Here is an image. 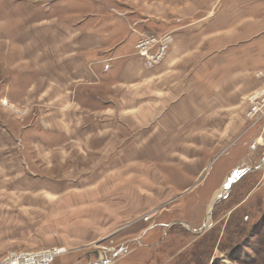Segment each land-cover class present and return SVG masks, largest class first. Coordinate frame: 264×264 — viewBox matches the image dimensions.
<instances>
[{
	"label": "rangeland",
	"instance_id": "374dc122",
	"mask_svg": "<svg viewBox=\"0 0 264 264\" xmlns=\"http://www.w3.org/2000/svg\"><path fill=\"white\" fill-rule=\"evenodd\" d=\"M17 53L0 52V263L57 248L41 264H264V155L251 157L264 106L246 115L264 69L234 122L209 115L173 136L146 106L137 120L129 100L41 81Z\"/></svg>",
	"mask_w": 264,
	"mask_h": 264
},
{
	"label": "crops",
	"instance_id": "0c3cea01",
	"mask_svg": "<svg viewBox=\"0 0 264 264\" xmlns=\"http://www.w3.org/2000/svg\"><path fill=\"white\" fill-rule=\"evenodd\" d=\"M184 1L0 0V52H18L41 81L97 89L91 95L106 106L129 100L137 120L146 106L144 120L161 121L163 135H188L189 122L209 115L232 123L250 74L264 69V0ZM167 31L166 56L146 68L135 43Z\"/></svg>",
	"mask_w": 264,
	"mask_h": 264
},
{
	"label": "built area",
	"instance_id": "2783aa9c",
	"mask_svg": "<svg viewBox=\"0 0 264 264\" xmlns=\"http://www.w3.org/2000/svg\"><path fill=\"white\" fill-rule=\"evenodd\" d=\"M52 1V0H48ZM173 42V36L169 32L160 34H150L143 36L134 45L135 53L142 58L143 64L147 68H152L155 65L162 62L166 56L171 43ZM263 95L259 98L258 95L251 97V106L246 112L248 117H253L260 106H264V90ZM259 100V101H258ZM57 248L43 250L41 252H20L12 253L9 257L5 258L0 264H41V262L51 261L53 256L59 253ZM50 258H49V257Z\"/></svg>",
	"mask_w": 264,
	"mask_h": 264
},
{
	"label": "bare ground",
	"instance_id": "6f19581e",
	"mask_svg": "<svg viewBox=\"0 0 264 264\" xmlns=\"http://www.w3.org/2000/svg\"><path fill=\"white\" fill-rule=\"evenodd\" d=\"M263 144L264 143H262L261 146H257V147L255 146L254 147L255 148V151L251 155V157H252V159L254 160L255 163H259L263 159V155H264V145ZM226 183H227V186L224 188V190H221L222 194L229 188V184L230 183L228 181H226L225 184ZM216 194H215V197H216ZM215 197H214V200H215Z\"/></svg>",
	"mask_w": 264,
	"mask_h": 264
},
{
	"label": "water",
	"instance_id": "95a60500",
	"mask_svg": "<svg viewBox=\"0 0 264 264\" xmlns=\"http://www.w3.org/2000/svg\"><path fill=\"white\" fill-rule=\"evenodd\" d=\"M220 200V197L216 198L213 203H212V207ZM210 213V212H209ZM93 264H101L100 262H94Z\"/></svg>",
	"mask_w": 264,
	"mask_h": 264
}]
</instances>
